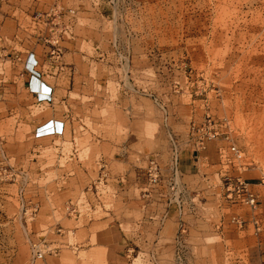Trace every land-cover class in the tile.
<instances>
[{
	"label": "rangeland",
	"instance_id": "obj_1",
	"mask_svg": "<svg viewBox=\"0 0 264 264\" xmlns=\"http://www.w3.org/2000/svg\"><path fill=\"white\" fill-rule=\"evenodd\" d=\"M29 54L38 75L83 82L84 97L37 102ZM61 112L84 134L35 135ZM88 129L117 141L140 130L146 149L164 137L167 163L180 148L220 162L197 245L172 264H264V0H0V264H98L88 238L119 216L102 179L68 180L89 159ZM127 250L129 264H153Z\"/></svg>",
	"mask_w": 264,
	"mask_h": 264
},
{
	"label": "crops",
	"instance_id": "obj_2",
	"mask_svg": "<svg viewBox=\"0 0 264 264\" xmlns=\"http://www.w3.org/2000/svg\"><path fill=\"white\" fill-rule=\"evenodd\" d=\"M58 75L59 72L54 77L53 71H48L30 77L29 91L37 102H46L42 100L49 96L52 98L58 92L59 102L62 104L60 107L67 108L73 103V98L78 100L84 97L83 82L60 79ZM94 84L93 81H87V86ZM96 96L100 97L101 94L87 93L86 98L95 99ZM120 96L118 93V103ZM118 111L120 112L119 109ZM57 116L60 121L48 119L40 127L60 128V133L54 136L61 141L66 135L72 137L76 133L84 134L81 133L82 130L68 127L67 115L63 112ZM84 132L93 141L86 145L89 159L84 164L78 163L77 174L68 180L94 184L102 179L104 197L113 199L118 204V220L107 221L88 238V250L97 253L98 264H129V260H125L127 249H133L134 258L144 253L150 255L153 264L174 263L178 257L175 256L176 249L182 251L180 258L184 260V249L197 245L192 242L191 233L200 229L202 210L207 205V184L214 176H219L218 169L222 167L220 162L213 161L211 165L204 161L206 157L204 160L199 157L198 161H194L195 155L192 157L180 148L177 166L173 172L169 162L167 163L164 137L158 139V145L146 149L143 133L137 129H130L126 134L127 138L118 141L99 130L88 129ZM209 148L210 146L201 154H211V159H218L221 149L209 154ZM77 150L78 148L73 149V152ZM147 158L156 161L153 163L156 169L153 179L149 178L153 174L146 175ZM104 214L112 216L114 212L108 211ZM200 246L201 242L198 244Z\"/></svg>",
	"mask_w": 264,
	"mask_h": 264
},
{
	"label": "built area",
	"instance_id": "obj_3",
	"mask_svg": "<svg viewBox=\"0 0 264 264\" xmlns=\"http://www.w3.org/2000/svg\"><path fill=\"white\" fill-rule=\"evenodd\" d=\"M36 65L35 60L33 59V56L31 54L28 55L27 59H26V71L29 72L32 76H34L36 74V72L34 71V66ZM49 97H46V99H43L42 101H48ZM54 129H42L41 127H38L35 129V135L36 136H41V133L44 134H50ZM229 150L232 152L234 151V147L231 145ZM169 164H170V168L171 170L174 172L177 166V153H175V150H172L171 152V157H170ZM151 167L149 169L148 172V176H150L151 174H153V176H151V179H153L155 177V173H156V169L153 163H150ZM154 167V168H153ZM151 171V172H150ZM239 191L242 193V197H241V202L243 203L244 206H246L250 211H254L255 210V206H256V196L251 193L249 190H247L245 188V185L242 184V182H239ZM239 197V195L237 194V198ZM253 224H255V220L252 221Z\"/></svg>",
	"mask_w": 264,
	"mask_h": 264
},
{
	"label": "bare ground",
	"instance_id": "obj_4",
	"mask_svg": "<svg viewBox=\"0 0 264 264\" xmlns=\"http://www.w3.org/2000/svg\"><path fill=\"white\" fill-rule=\"evenodd\" d=\"M55 127V126H54ZM55 130H59L57 127H55Z\"/></svg>",
	"mask_w": 264,
	"mask_h": 264
}]
</instances>
